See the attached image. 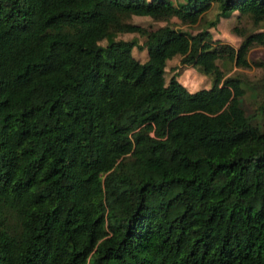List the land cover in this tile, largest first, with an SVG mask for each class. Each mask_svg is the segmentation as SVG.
Returning a JSON list of instances; mask_svg holds the SVG:
<instances>
[{
    "label": "trees",
    "instance_id": "1",
    "mask_svg": "<svg viewBox=\"0 0 264 264\" xmlns=\"http://www.w3.org/2000/svg\"><path fill=\"white\" fill-rule=\"evenodd\" d=\"M212 3L210 25L248 17L231 61L264 87V0H0V264H264V98L244 111L203 30L123 20ZM190 48L212 75L192 91L164 76Z\"/></svg>",
    "mask_w": 264,
    "mask_h": 264
},
{
    "label": "rangeland",
    "instance_id": "2",
    "mask_svg": "<svg viewBox=\"0 0 264 264\" xmlns=\"http://www.w3.org/2000/svg\"><path fill=\"white\" fill-rule=\"evenodd\" d=\"M153 1V0H146ZM177 2L178 0H172ZM181 1V0H180ZM214 3L195 17H170L169 20L155 21L147 16L127 14L123 20L136 23L145 27H156L166 22L174 25L175 27L193 34L196 31L203 30L205 39L211 43L218 53L215 59L217 67L223 72L224 75H233L238 73L241 79L245 82L244 93L241 97L240 104L246 113L251 112L257 103L264 98V87L249 88L246 84L257 83L258 79L262 77V69L254 65L249 67L233 66L231 55H233L235 47L239 43L240 37L232 31L233 26L242 27L246 30H252L249 19L246 16H241L238 20L235 19V12H232L228 17L220 18L214 25L208 24L213 18L215 12ZM106 10L107 13L112 12L110 8H106L104 0H75L74 8L69 9L70 12L83 13L93 9ZM256 29H264L262 24H259ZM135 36L137 42L142 41V37L136 33H120L118 37L129 39ZM131 55L138 61L142 62L146 59V50L144 47L137 48L135 45L131 48ZM193 49L187 50L185 53L176 54L167 58L164 63L165 80L174 74L177 80L185 86L187 90H195L201 87H208L211 82L212 75L202 74L193 65ZM246 58L249 62L256 60H264V45L253 44L247 51ZM258 123V122H257Z\"/></svg>",
    "mask_w": 264,
    "mask_h": 264
}]
</instances>
